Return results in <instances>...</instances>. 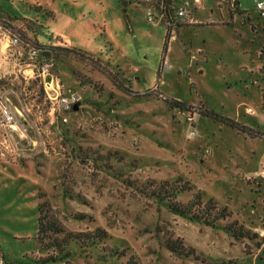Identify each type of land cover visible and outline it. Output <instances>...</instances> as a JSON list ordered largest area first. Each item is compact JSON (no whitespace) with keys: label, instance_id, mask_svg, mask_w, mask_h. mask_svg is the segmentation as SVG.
<instances>
[{"label":"rangeland","instance_id":"374dc122","mask_svg":"<svg viewBox=\"0 0 264 264\" xmlns=\"http://www.w3.org/2000/svg\"><path fill=\"white\" fill-rule=\"evenodd\" d=\"M257 1L174 0L189 16L163 55L165 23L158 15L148 20L136 0H0L18 25H28L22 16L37 21L26 35L53 47L55 58L48 94L39 69L20 74L14 57L1 62L7 78L0 91L20 125L0 131V264H41L65 253L67 260L47 264H264V17ZM20 56L34 62L28 52ZM117 74L116 81H131L132 94L118 88ZM207 108L245 130L201 116ZM163 182L189 187L177 202L200 195L203 207L212 200L229 218L212 227L174 214L155 190ZM45 202L68 231L90 240L71 241L63 253L41 250L38 206ZM235 221L249 236L238 241L227 232ZM98 231L105 238L93 240ZM170 239L184 243V255L169 250Z\"/></svg>","mask_w":264,"mask_h":264},{"label":"trees","instance_id":"16d2710c","mask_svg":"<svg viewBox=\"0 0 264 264\" xmlns=\"http://www.w3.org/2000/svg\"><path fill=\"white\" fill-rule=\"evenodd\" d=\"M138 1L139 5H142L147 10V16L148 20H151L154 15H158L160 17V20L165 23L167 33L164 43V54L165 55L168 52V44L169 41L172 38V33L182 27V25L179 21L185 19L180 18L177 15V10L174 8L173 3L174 0H154V1H147V0H136ZM189 11V10H188ZM237 14H239V11H235ZM259 17L263 18L262 15L256 10ZM26 22H28V25L20 26L18 25L19 21L18 19H15L16 17L14 15H10L6 11L3 10L0 6V25L3 26L5 29L9 30L13 35L18 36L21 40L22 47L24 48L25 52H29L30 50H35L37 53V56L34 59H37L40 62L45 63H52L54 67V56H53V47H49L48 45H43L36 41L34 38L28 37L26 35V32H28V27H31L29 29H32L35 27V22L32 24L31 21L27 20H33L30 16H22ZM41 26V25H39ZM48 26V25H46ZM25 27V28H24ZM43 27V26H42ZM45 30V29H43ZM48 27L46 28V31H48ZM67 45V43H65ZM46 50L50 51L52 53V58H45L44 53ZM70 53H75L77 55H81L82 51L78 50L77 48H73L69 50ZM54 71V68H53ZM117 75H111L114 82H116L118 88H120L121 91L132 94L131 88L128 87L126 84H130V80H118L116 81ZM160 73H159V79H160ZM4 81H0V90L2 89L1 84H3ZM98 93L100 91L96 90ZM165 101L170 105L171 108H177L180 110L185 109V103L178 100H170L165 99ZM201 116H205L208 118H211L213 120H216L220 122L223 125L229 126L233 129L244 131L245 128L238 122L226 118L221 117L219 115H216L215 112L210 109H203L200 113ZM260 136V134H259ZM262 136V135H261ZM155 190H158L157 195L163 200H167L168 208L171 212H173L176 215L180 216H187L188 214L192 217L194 220H202L204 219L205 222L209 226L215 227V222L219 220H227L229 218V214L227 213L226 208L220 209L215 202L212 200H209L206 205L203 207L202 199L200 195H196V199L192 202H189L187 204H182L180 202L176 201V197L187 190H189V187H185V185H174L169 182H163L159 186L155 187ZM198 207V209L194 212L193 208ZM38 233H37V242L40 245L41 250L48 251L51 248L59 249L60 253H63L65 250V247L69 245V242L71 241H77L80 244H84V242H87L90 240V238L87 235H84L82 233H72L68 231L52 214L51 210L49 208V205L45 203H41L38 206ZM227 232L230 233L236 240H242L245 237L249 236L248 232H245L244 229L238 225V223L232 222L227 226ZM63 235V238H60V236ZM106 234L104 231H98V235H94V239H104ZM167 246L169 250H171L174 253L184 255L186 251V247L184 243L181 240H169L167 242ZM188 252V251H187ZM192 253L193 250H192ZM189 254V252H188ZM70 257L69 253H65L64 257H54V256H48L46 259H44L41 264H47L49 262H58L60 259L67 260ZM65 264H71L69 261H66Z\"/></svg>","mask_w":264,"mask_h":264},{"label":"built area","instance_id":"2783aa9c","mask_svg":"<svg viewBox=\"0 0 264 264\" xmlns=\"http://www.w3.org/2000/svg\"><path fill=\"white\" fill-rule=\"evenodd\" d=\"M149 2L154 0H147ZM197 4L200 3V0H195ZM256 10L264 17V0L257 1L256 2ZM177 15L180 18H187L189 16L188 9L186 8H180L177 10ZM25 52L24 48L22 47L21 40L18 36L13 35L9 30L5 29L3 26L0 25V68L2 65V61L4 59H10L11 57L16 59L15 66L18 68V73L21 74V71L25 69V67H31V68H37L39 69L38 78H40L43 81V85L45 88V91L49 89L47 87V78L52 77L54 79L53 74V64L52 63H45L40 62L37 59H34L37 56V53L35 50H30L29 57L34 61L33 63H25L23 60H21V54ZM163 71L170 70V65L168 61H164L162 65ZM7 76L0 71V81L6 80ZM50 84V88H51ZM59 90L60 87L58 86ZM56 91V90H55ZM48 94V91H46ZM9 99L7 98L6 93L0 91V131L2 132H11L16 131V129L19 127L20 123L18 121L17 115L12 111V108L9 103ZM68 102L66 100H62L61 106L67 109ZM10 130V131H7Z\"/></svg>","mask_w":264,"mask_h":264},{"label":"water","instance_id":"95a60500","mask_svg":"<svg viewBox=\"0 0 264 264\" xmlns=\"http://www.w3.org/2000/svg\"><path fill=\"white\" fill-rule=\"evenodd\" d=\"M235 7L237 8V9H239V7H240V5H239V2H235Z\"/></svg>","mask_w":264,"mask_h":264}]
</instances>
